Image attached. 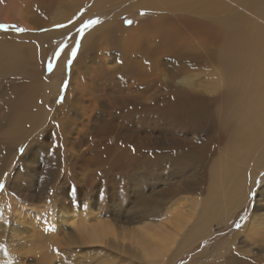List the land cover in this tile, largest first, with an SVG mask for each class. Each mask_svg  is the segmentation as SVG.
I'll list each match as a JSON object with an SVG mask.
<instances>
[{"label": "bare ground", "instance_id": "6f19581e", "mask_svg": "<svg viewBox=\"0 0 264 264\" xmlns=\"http://www.w3.org/2000/svg\"><path fill=\"white\" fill-rule=\"evenodd\" d=\"M127 1L134 0H96L95 7L105 10L117 7V14L121 15L116 17L115 14L111 15L103 27L99 25L95 29L106 28L108 35L114 37L118 34L119 25H124L118 18L127 13L129 15L139 13L140 8L135 9L133 3L145 5V10L142 11L149 13L150 17L139 20L136 26H125L128 35L131 36L132 46L129 49L135 51V54L128 55L126 51L122 63L112 66V70L104 75L107 64L94 56L97 51L92 46L93 38L85 37L82 43L86 48L83 50L81 63L78 66L73 63L71 81L64 99L65 102L71 100L70 97L75 92L72 112L77 115L86 109L82 100L78 99L81 98V91L74 89V86L76 76H83L87 71V67L83 64L88 62L92 63L95 71L94 80L102 82L103 86L104 84L113 86L119 93L113 99L106 98L102 104L95 105L94 118H87L90 123L93 122L91 131L87 133L78 131L77 137H71V130H74V127H72L73 121H69L70 114L67 112L58 116L60 122L47 126L43 134L36 138L38 142L35 144L37 146L35 149L29 147L26 141L29 134L45 122L52 110L48 103L58 95L60 77L63 74L61 69L65 68L66 62L58 58L57 67L54 63L49 76H44L43 65L47 61H45L47 55L52 53L51 42L61 37L59 35L63 31L50 28L48 33L41 31L51 24L68 21L75 14L72 9L57 10L55 20L47 21L42 27L22 20L20 24L31 29V33L24 35L0 32L3 36L31 38V44L21 48L20 51L33 52L31 58L27 56V58L13 59L10 51L3 50L7 47L5 46L7 42L0 38V175L2 176L0 182L7 176V173L6 176L2 175L4 172L14 170L17 159L21 162L20 165L18 164L19 173H25L27 171L23 170L25 167L35 168L40 160L47 157L51 159L49 163H43V169L47 173L56 171L61 166V161L63 159L66 161L68 157L71 158L70 164H74L79 158V151L76 153L67 150L69 148L73 150L78 145H86L87 143L84 142L87 138H95L91 144L88 143L86 152L81 151L88 156L87 170L92 174L91 183H87L89 187L97 188L100 184L105 191L111 186L132 189L144 185L148 180L146 187L149 188L163 179L165 187L162 188L161 193L165 195L194 192L199 196L198 192L201 193L203 187L200 183L206 179L208 186L205 195L198 199L179 200L180 204L188 202L191 209L187 215L182 212L183 210L181 213L178 211L182 217L172 223L169 229L164 227L163 233H155L145 229L144 226H138L137 234L131 235L133 238L131 243H137L145 258L174 264L185 252L211 235L213 223L233 218L241 197L247 195V182L255 175V169L249 170L245 162L254 150L261 148L263 156L260 160H264V39L260 37L256 42L258 32L254 28H249L246 21L234 24L233 29L230 30L231 26L227 25V20H193L192 26L198 35L221 34L223 38H228L219 49L222 52L220 56L224 60V65L221 83L218 85H222L225 90L211 100L216 103L221 101V104L216 109H212L211 104L208 108H201L198 105L199 100L193 102L188 88L187 90L183 87H175L174 83L166 81L169 78H165L162 86L157 87L156 84L160 78L156 76L155 64L159 63L160 54L169 55L168 59L166 58L169 62L180 57V52L185 47L191 49L193 47L188 43L185 46V42L177 43L178 40L184 39L181 34L182 29L179 32L173 25L169 30L164 31L161 26H156L155 34L159 39L151 32H154V25L159 23L161 18L169 20L175 12L181 13L182 16L183 12L188 11L195 2L199 7L197 12H207L210 15L226 12V2L224 0L214 2L213 0H151L148 5L143 0H135L130 2L129 7H122ZM256 1L251 0V4ZM51 5L46 4L38 8L48 12L49 8L60 6V4ZM196 5L192 7L193 10ZM237 14H232L231 19L233 20ZM85 17L86 15L74 21L71 28ZM4 20L9 22L8 19ZM142 34H146V37ZM154 44L158 45L149 51L147 46ZM73 46L71 45L70 50H65L63 53H71ZM111 49L112 52L121 50L116 42ZM114 58L115 53L109 56L110 61ZM175 67L179 74L185 71V68H180L177 59H175ZM20 71L25 74L24 80L13 76L15 72ZM130 79L131 81L128 82ZM87 81L88 79H83L80 85L85 87ZM190 81L189 77H185L184 84H191ZM154 87H156L155 93H149ZM124 88L127 90L126 93H123ZM134 122L139 124L132 126L131 123ZM202 130L209 136L205 143L196 141ZM112 136L117 138H111ZM113 139L117 140L114 145ZM224 142H228L229 145L219 148ZM47 143L53 144V147L48 148ZM24 148L26 150L23 156L15 154V150L18 152ZM74 156L76 159H73ZM208 161H210V177L206 175L205 170L209 165ZM168 167L172 178L167 183L170 176L163 177L161 171ZM96 176H99V179H95ZM184 178L186 180H183ZM27 183L25 182V189L29 185V183L26 185ZM144 200L147 202L145 196ZM107 207L105 208L104 205L103 208L106 210ZM104 209L102 211L108 212ZM27 210L19 211V215L23 216L25 221L28 220L30 224L36 219L39 223L43 221L42 214ZM60 216V224L69 223L79 239L82 237L86 240V243L79 241L82 245L106 243L111 235L113 237L115 235L116 230L112 226L113 223H110L112 220L103 221L104 218H99L97 223H91L90 219L79 221L81 217L75 211L72 215L61 212ZM244 232L252 244H264V218H251ZM50 239L55 240V238ZM233 262L249 264L246 260H239L237 256Z\"/></svg>", "mask_w": 264, "mask_h": 264}, {"label": "rangeland", "instance_id": "374dc122", "mask_svg": "<svg viewBox=\"0 0 264 264\" xmlns=\"http://www.w3.org/2000/svg\"><path fill=\"white\" fill-rule=\"evenodd\" d=\"M143 1L149 5L151 0ZM214 1L216 0H213V2ZM224 1L227 5V7H225L226 12L219 13L218 15H210L207 12L200 13L197 12L199 7L195 2L188 11L183 12L182 16L181 13L175 12L172 13V18H169V20L161 18V21L154 25V32H151V34H155L156 26H161L162 30L166 31L174 25L179 32L182 29L181 34L184 38L178 40L177 43L183 44L185 42V46L188 43L189 46L192 45L194 47L191 46L193 50L190 47H185L182 49V52H180V57H182V59L180 57L175 58L180 62V68H185V71L181 74L176 70L175 59L167 62L169 55L166 54L163 56L160 54L159 63L155 64L156 76L160 78L159 82L157 81L156 84H158L157 87L162 86V82H165V78H169L166 81H171L174 83L173 85H175V87L188 88L189 90H187L191 93L193 102L196 103L195 100H199L200 103L198 105L201 108H208L211 104L212 109H216L221 104V101L216 103L211 100L219 96L222 91L225 90L222 85H218V83H221L220 78L222 77V67L224 65V60L220 56L222 52H220L219 49L228 38H223L221 34L198 35L194 32L196 29L192 26L193 20H227V25H229V27L231 26L230 30L233 29L234 24L246 21V25L249 28H254L258 32L256 42L260 37L264 39V0H257L254 4H251V0ZM95 2L96 0H0V24L16 25L27 29V31L24 32H17L15 28H9L8 30L0 29L1 33H15L19 35L31 33L30 28L20 24L22 20L35 23L37 26L42 27L47 21L55 20L57 10L68 11L72 9L75 14V16L69 18L68 21L56 24L66 25V27L58 28L55 27L56 25L51 24L52 26L49 25L50 27H47V30L44 28L41 31L42 33H48L49 28L51 30L63 31L59 35L61 37L55 38L51 42L53 47L52 53L47 55L45 59V61H47L45 62L46 66L45 64L43 65V69H45L44 76H49L53 70L48 69L47 65L49 62L53 64V67L55 63V67H57L58 59H55L53 54L61 44L65 42L68 44V47L65 48L66 51L70 50L71 45H75L76 41L80 42V46L75 58L71 57V53H62L59 56L60 60L66 62L65 68L61 69L63 74L60 77L61 81L57 91L58 95L48 103V106L52 107V110L49 112L50 116L48 115L45 122L28 136L26 144L32 149L37 148L35 145L38 142L36 138L43 134L45 128L51 124L60 122L58 116L67 112L70 114L69 121H73L72 127H74V130H71V137H77L78 134L76 132L78 131L82 133L91 131L93 122L90 123L87 118H94L96 114L94 109L95 105L102 104L106 98L113 99L114 96L119 93L113 86L106 84L103 86L102 82H96L94 80L96 74H94L95 71L92 68V63L88 62L87 64H83L87 67V71L83 76H76L74 86V89L81 91V98L78 99L82 100V104L86 107V112L85 110V113L83 110H79V112L83 113H78L77 115L72 112L75 92H73L74 95H71V100L68 99L67 102H65L64 99V95L70 85L73 63H75L76 66L81 63L82 53L86 48V45L82 43L85 37L91 36L93 38L92 46L95 51H97L94 56H97L96 59H100L107 64V67L104 68L105 75L112 70V66H118L122 63L123 55L126 54V51L128 55L135 54V51L129 49L132 46L131 36L128 35V29L126 30L125 26H136L139 20L150 17L149 13L142 11L145 10V5L133 3L135 9L140 8L139 13L130 15L127 13L119 17L118 19L121 20L124 25H119L118 34L114 37H110L106 28H95L99 25L103 27L105 22L110 19L111 15L115 14L114 17H116L121 14H117V7H112L109 11L100 7H95ZM130 2L127 1L122 7H129ZM46 4H52L51 6L60 4V6L49 8L48 12L41 11L38 8L44 7ZM194 5H196L195 10L192 9ZM236 13L238 14L232 20L231 15ZM84 15H86L85 19L75 23L74 27L71 28L73 22L80 20ZM183 16L185 18H183ZM4 19H8L9 22ZM89 19H99L100 23L86 29L82 34H78L77 30L81 27V23ZM128 20H131L132 23H126ZM69 21H72V23H69ZM75 26H77V29ZM145 33L147 34V31H145ZM146 34H142L143 37H146ZM0 38H3V41L7 42L5 45L7 47L3 50L10 51L13 59L18 57L27 58V56L31 58L33 56L32 51L28 53L20 51L21 48L31 44V38L3 36L1 34ZM155 38H158L156 34ZM115 42L121 50L112 52L111 46ZM145 45H147V42ZM157 45L158 44L147 46V48L150 51ZM114 53L115 58L113 61H110L109 56ZM69 59H72L71 65L68 64ZM146 59H148V56ZM13 76L18 77L19 80H24L25 78V74L22 71L15 72ZM185 77L191 79V84H184ZM83 79H88L85 87L80 85ZM65 81H67L66 90L64 88ZM130 81L131 79L128 80V82ZM155 89L156 87L150 90L149 93H155ZM126 92L127 90L124 88L123 93ZM105 95L107 97H104ZM61 97H63L62 102ZM138 124V122L131 123L132 126ZM208 137L206 131L202 130L199 132V137L196 138V141L205 143ZM111 138L117 137L112 136ZM90 139H86L84 142V144L87 143L86 145H78L73 150L70 148L67 150L68 152L76 153L79 151V158L76 159L75 156L73 157V159H76L74 164H70L71 158L68 157L66 161L65 159L61 161V166L54 172L47 173V171L43 169V163H49L51 160L47 157L40 160V163L36 165L35 168L25 167L23 169L27 170L25 173L18 172V164L20 165L21 162L17 159L14 170L6 171L2 174L6 176L7 173V176L2 181L4 183V188L0 190V264H167V261L165 263L162 261L155 262L152 259L145 258L144 253L137 247V243H131L133 241L131 235L137 232L139 229L138 226H144L145 229L152 230L155 233H163L164 227L169 229L172 223L182 217V214L180 215L181 210L187 215L191 209V205L188 202L180 204L179 200H186L188 198L198 199V197L205 195L208 186L207 180L201 181L200 184L203 187L201 193L198 192V194H200L199 196L194 192L191 194L180 192L174 196L165 195L161 193L162 188L165 187V180L163 179L149 188L146 187L148 183L147 179V181L144 182L145 186H136L132 189L129 187L124 189L111 186L108 191H105L100 184L97 188L89 187L87 183H91L92 174L91 171L87 170L88 156L82 154L81 151L86 152L88 145L95 140V138ZM116 143L117 140L113 139L112 144L114 145ZM227 145H229L228 142H224L219 148ZM47 147L52 148L53 144L47 143ZM25 150L26 148L20 149L18 152L15 150V154L21 157ZM262 156V148L256 149L245 162L249 170L255 169V175L253 174L254 176L247 182V195L241 197L234 216L233 214L230 215L231 217L233 216V218L228 221L221 220L213 223L211 235L197 243L196 246L191 248L188 252H185L174 264H234L233 259H235L236 256L239 260H246L249 264H264V244H252L251 240L246 237L244 232V228L251 218H264V160H260ZM25 164H27V162H25ZM208 164L205 170L206 175L210 177V161H208ZM166 169L167 168H164L161 171V175H163V177L166 175L170 176L167 181L168 183L172 175L171 170L168 172L170 168L168 167L167 171ZM244 169H246V166H244ZM1 179L2 176L0 175V180ZM95 179H99V176H96ZM79 180H81L82 183L79 182ZM183 180H186V178ZM25 182L27 183L26 185H28L26 189ZM144 196L147 202H145ZM107 200L108 202H106ZM104 205L105 208L108 206L106 210L103 208ZM165 205L168 206L166 207ZM179 205L182 206L180 207ZM21 209H28L27 211L42 214L44 219L41 223H39V220L36 221V219L30 224L28 220L25 221V218L19 215ZM102 209L108 212H104ZM74 211L81 217L79 221L90 219L91 223H97L99 222L97 221L99 218H104L103 221L105 219L107 221L112 220L110 223H113L112 226L114 230H116L114 235L116 238L111 235L106 243L82 245L79 241L81 240V242L86 243V240L82 237L79 239L76 231H74L69 223L60 224L61 212L72 215ZM90 211L92 214H90ZM96 213L98 214L97 216ZM23 215L26 216L25 213H23ZM237 224L240 225L239 228L236 227ZM57 226L59 228H57ZM41 227L42 229H40ZM125 227L126 231L128 230V236L126 235V231L124 232ZM52 228L54 230H52ZM129 230L132 231L130 232ZM121 233L123 235H121ZM48 238H55V240L50 239V241ZM68 239L71 241L69 244L67 243L69 242ZM122 239L124 240L122 241ZM72 242H74V244H72Z\"/></svg>", "mask_w": 264, "mask_h": 264}, {"label": "snow or ice", "instance_id": "6c2138e0", "mask_svg": "<svg viewBox=\"0 0 264 264\" xmlns=\"http://www.w3.org/2000/svg\"><path fill=\"white\" fill-rule=\"evenodd\" d=\"M143 14V13H142ZM69 23H72V21H69ZM100 23L99 19H89L86 22L81 24V27L77 30L78 34H82L86 29L91 28L93 25H96ZM126 23L131 24L132 21L128 20L126 21ZM55 27L61 28V27H66V25H56ZM9 28H15V30L17 32H24L27 31V29L21 28L19 26L16 25H9V24H0V29L3 30H8ZM79 46H80V42L76 41L75 45L71 48V57L75 58L78 51H79ZM68 47V44L65 42L63 44H61L58 49L54 52L53 56L55 59H58L59 56L64 52L65 48ZM72 63V59H69L68 64L71 65ZM49 70L53 69V64L51 62L48 63L47 65ZM65 90L67 89V81H65V85H64ZM63 101V97H61V102ZM134 150V149H133ZM4 188V183L0 182V190H2ZM237 228L240 227L239 224L236 225Z\"/></svg>", "mask_w": 264, "mask_h": 264}]
</instances>
